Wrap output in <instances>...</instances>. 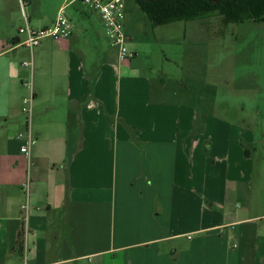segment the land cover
<instances>
[{"label":"crops","instance_id":"0c3cea01","mask_svg":"<svg viewBox=\"0 0 264 264\" xmlns=\"http://www.w3.org/2000/svg\"><path fill=\"white\" fill-rule=\"evenodd\" d=\"M128 17L130 61L108 55L102 23L96 59L73 29L31 53L22 26L0 38V264H22V231L32 264H264L242 147L254 139L152 77ZM29 96L28 155L16 135Z\"/></svg>","mask_w":264,"mask_h":264},{"label":"rangeland","instance_id":"374dc122","mask_svg":"<svg viewBox=\"0 0 264 264\" xmlns=\"http://www.w3.org/2000/svg\"><path fill=\"white\" fill-rule=\"evenodd\" d=\"M62 3L0 0V38L9 32L15 35L14 29L24 24L23 15L34 29L51 24ZM125 6L136 40L143 45L139 64L146 69L153 65L152 77L164 79L168 90L188 95L197 116L233 123L251 134L254 145L242 146L251 157L248 189L254 211L264 213V22L226 24L220 16H212L153 28L135 3L125 0ZM66 15L74 35L84 37L81 54L96 59L98 17L79 2L67 8ZM104 46L113 57L115 50L106 42Z\"/></svg>","mask_w":264,"mask_h":264},{"label":"built area","instance_id":"2783aa9c","mask_svg":"<svg viewBox=\"0 0 264 264\" xmlns=\"http://www.w3.org/2000/svg\"><path fill=\"white\" fill-rule=\"evenodd\" d=\"M81 3L89 11L97 14L103 24L107 42L111 48L117 50L120 61H130L135 57V53L127 47L129 37L124 30L126 15L125 0H64L59 9L56 19L49 27L34 29L29 25L28 18L24 16V24L18 29V33L25 37L22 45L29 51L37 47L44 38H50L53 41L66 39L72 34V24L66 15V9L75 3ZM26 67H32L31 62L23 63ZM21 113L25 119L26 130L18 133L16 139L25 140V145L20 148L22 153L29 155V147L32 141L31 125L33 119V98L29 96L22 101ZM24 193L27 197V186H24ZM27 204L21 206L26 210ZM22 264H32L28 257V251L23 236V248L21 252Z\"/></svg>","mask_w":264,"mask_h":264},{"label":"trees","instance_id":"16d2710c","mask_svg":"<svg viewBox=\"0 0 264 264\" xmlns=\"http://www.w3.org/2000/svg\"><path fill=\"white\" fill-rule=\"evenodd\" d=\"M135 3L153 28L220 16L226 24L264 22V0H129ZM23 248V231L18 251Z\"/></svg>","mask_w":264,"mask_h":264}]
</instances>
